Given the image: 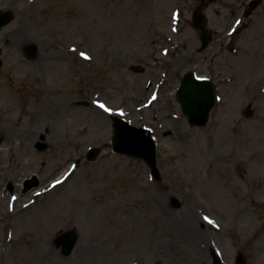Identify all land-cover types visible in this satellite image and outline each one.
<instances>
[{
	"label": "rangeland",
	"instance_id": "obj_1",
	"mask_svg": "<svg viewBox=\"0 0 264 264\" xmlns=\"http://www.w3.org/2000/svg\"><path fill=\"white\" fill-rule=\"evenodd\" d=\"M248 4L0 0L12 14L0 29V92L11 89L0 99V264H212V247L227 264L238 251L264 264V0L246 15ZM199 9L213 33L201 52ZM189 70L221 96L204 126L176 98ZM113 115L150 128L159 177L113 150ZM183 219L196 220L199 237L185 235ZM66 231L78 235L70 254Z\"/></svg>",
	"mask_w": 264,
	"mask_h": 264
},
{
	"label": "water",
	"instance_id": "obj_2",
	"mask_svg": "<svg viewBox=\"0 0 264 264\" xmlns=\"http://www.w3.org/2000/svg\"><path fill=\"white\" fill-rule=\"evenodd\" d=\"M255 6L256 3L253 7ZM11 18L12 16L10 13L0 11V28L6 25L11 20ZM196 19L198 24H200L202 27H204L207 23V17L200 12L197 14ZM211 37L212 36L210 33H207L203 37L202 49L208 45ZM26 48L30 54L36 53V45H28ZM133 68L136 71L140 70L139 66H134ZM177 97L182 105L184 114L189 117L190 122L197 125H203L208 119L209 110L215 103L216 92L211 81L207 79L197 80L194 78L193 72H188L182 79V85L177 92ZM114 121L116 128L112 139L114 150L128 152L144 158L151 165L156 176H159L158 169L156 167V145L154 140L150 138L149 135L145 134L146 129L132 126L125 120L118 117H114ZM136 135H139L141 139ZM129 138H139L142 143L137 148L124 149V147H122V143L125 139ZM38 147L42 148L43 145L39 144ZM98 153L99 149L94 148L90 151L88 158L91 160L95 159ZM26 183L28 184V187L32 186L30 181H27ZM172 201L176 206H180V202L176 197H173ZM77 239L78 235L75 231H68L63 236L59 237V241L61 243L64 242L62 249L65 254H70L72 252ZM243 262L244 260L242 257H240L239 264H243ZM214 264H224V262L219 256L214 254Z\"/></svg>",
	"mask_w": 264,
	"mask_h": 264
},
{
	"label": "bare ground",
	"instance_id": "obj_3",
	"mask_svg": "<svg viewBox=\"0 0 264 264\" xmlns=\"http://www.w3.org/2000/svg\"><path fill=\"white\" fill-rule=\"evenodd\" d=\"M2 89V88H1ZM0 89V90H1ZM10 94L11 93V89H7V88H3L2 92H0V99L2 95H6V94ZM91 109L98 113L101 116H107V113L104 112V110L102 109V107L100 106H92ZM113 114V113H112ZM111 115V114H109ZM164 150V146L162 147ZM8 159H3L2 157H0V165L7 163ZM242 168V167H241ZM240 168V169H241ZM160 191V190H159ZM164 211L166 213L167 216H169L168 218H171V214L172 211L170 209H168L167 207L164 208ZM175 217H177L176 215H174ZM179 221V220H178ZM196 220L194 219H183V221H179V225L181 227V229H183V231L185 232V235L190 238L191 236L195 237H199V233L196 231ZM69 227V226H68ZM46 258L49 260H56L58 258V254L54 251H48L46 254Z\"/></svg>",
	"mask_w": 264,
	"mask_h": 264
},
{
	"label": "flooded vegetation",
	"instance_id": "obj_4",
	"mask_svg": "<svg viewBox=\"0 0 264 264\" xmlns=\"http://www.w3.org/2000/svg\"><path fill=\"white\" fill-rule=\"evenodd\" d=\"M250 1V0H249ZM263 66V69H264V64L262 65ZM260 84H261V86H263L262 88H261V91L264 93V80H262V81H260ZM259 84V85H260ZM249 89H247V91H248ZM255 91V92H254ZM253 96H254V99H252V101H257L258 100V98L259 97H263V96H261L259 93H258V89H257V91H256V88H253ZM253 96L251 97V98H253ZM258 96V97H257ZM258 101H260V100H258ZM257 101V102H258Z\"/></svg>",
	"mask_w": 264,
	"mask_h": 264
},
{
	"label": "snow or ice",
	"instance_id": "obj_5",
	"mask_svg": "<svg viewBox=\"0 0 264 264\" xmlns=\"http://www.w3.org/2000/svg\"><path fill=\"white\" fill-rule=\"evenodd\" d=\"M87 58V57H86ZM153 99H155V96H153ZM100 107L104 108V105H100ZM106 111H110L109 109H105ZM57 183H60L59 181H57Z\"/></svg>",
	"mask_w": 264,
	"mask_h": 264
}]
</instances>
